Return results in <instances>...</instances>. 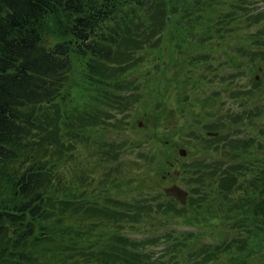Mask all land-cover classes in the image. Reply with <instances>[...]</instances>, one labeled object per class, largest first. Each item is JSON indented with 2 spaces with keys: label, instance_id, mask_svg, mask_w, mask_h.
Wrapping results in <instances>:
<instances>
[{
  "label": "rangeland",
  "instance_id": "obj_1",
  "mask_svg": "<svg viewBox=\"0 0 264 264\" xmlns=\"http://www.w3.org/2000/svg\"><path fill=\"white\" fill-rule=\"evenodd\" d=\"M202 27H198L201 32L206 29ZM261 27L264 22L250 26L245 21L237 22L231 25L234 32L225 37L226 43L218 47L215 39L207 42V47L201 45L205 35L199 33L192 44L180 39L164 49L173 37L172 26L159 51H137L133 55L135 62L140 58L143 61L111 75L113 82L92 80L91 91H83L79 99L81 89L76 87V119L81 120L96 108L107 113L101 112L99 125L93 130L89 127L79 133L86 134L89 143L63 139L64 149L56 157L60 159L55 169V181L61 186L58 197L65 196V189L70 187L73 197L83 193L90 196L93 192L96 208L125 215L117 222L99 218L100 213L85 204L73 206L75 213L52 205L59 213L48 212L55 218L48 216L47 224L68 227L60 216L64 213L75 220L78 249L86 244L99 245L100 240L109 241L112 234L132 239V248L127 251L129 261L123 257L115 264H230L232 256L237 259L243 250L230 255L231 252L224 253L223 247L235 240H243L239 242L241 246L251 244L246 233L252 229L237 228L239 224L230 229L226 216L231 215V207L236 213L246 207L248 201L242 200L244 184L246 180L251 182L252 171L258 168L264 153L253 152L259 144L264 147V84L256 87L263 69L258 73V66L251 62V52L247 51L254 45L251 36ZM179 45L183 47L176 51ZM163 50L165 55L160 59ZM237 63L241 67H236ZM133 81L135 101L124 111L111 109L115 84ZM239 142L250 147H229ZM181 149L187 151L186 156L180 155ZM29 151L22 152V159L27 158ZM223 152L235 159L226 160ZM46 158L51 159L50 153ZM28 164L14 163L9 167L20 171ZM238 165H244L240 173L234 172L238 182L228 188L222 181L226 177L222 176ZM177 171L179 174L175 175ZM77 178L81 184L76 183ZM8 180L6 175L0 177L1 183ZM172 186L188 192L185 205L166 196L165 189ZM188 233L193 237L185 242ZM218 246L222 249H215ZM260 249L264 251L263 247L255 248L245 264H262ZM135 252L139 254L132 256ZM91 257L87 264H102ZM73 261L77 263L78 258L73 257Z\"/></svg>",
  "mask_w": 264,
  "mask_h": 264
},
{
  "label": "trees",
  "instance_id": "obj_2",
  "mask_svg": "<svg viewBox=\"0 0 264 264\" xmlns=\"http://www.w3.org/2000/svg\"><path fill=\"white\" fill-rule=\"evenodd\" d=\"M242 21L247 26L263 23L264 0H0V177L6 175L9 179L0 181V264H87L91 256L102 264H115L123 257L129 261L127 251L134 241L126 236L112 234L109 241L100 240L99 245L86 244L78 249L75 220L64 213L60 216L68 227L47 224L48 216L55 218L49 214L51 211L59 213L52 205L65 208L63 212L75 213L73 206L85 204L100 213L99 218H113L117 222L125 215L96 208L98 202L94 201L97 198L92 196L93 192L90 196L83 193L73 197L70 187L65 189V196L58 197L61 186L55 181V169L60 159L56 157L64 149L63 139L89 143L86 134L79 133L97 127L103 111L96 108L81 120L76 119L79 109L75 88L81 89L79 99L83 91H91L92 80L113 82L111 75L143 61L140 58L135 62L133 55L137 51L145 48L159 51L172 26L173 37L164 49L180 39L184 42L190 39L192 44L199 33L205 35L201 45L215 39L218 47L234 32L231 25ZM202 25L206 29L201 32L198 27L203 28ZM251 38L254 45L247 50L251 52V62L258 66V73L263 69L258 87L264 84V27ZM182 47L179 45L175 50ZM162 55L164 50L160 59ZM235 65L241 67L239 63ZM133 85L134 81L113 84L115 100H110L111 109L124 111L135 101ZM239 143L229 147L233 150L250 147L248 143ZM109 146L117 149L116 145ZM257 146L254 153L264 151L261 144ZM25 150L31 151L22 159ZM48 153L51 159L46 158ZM261 157L258 168L252 171L251 182L246 180L244 184L242 200L248 201L246 207L240 213L231 207V215L226 216L230 229L237 224V228L252 229L246 234L253 244L241 246L239 242L243 240H235L223 247L224 253L231 252L230 255L243 250L237 259L232 256L230 264H245L255 248H264V153ZM25 160L29 164L23 170L9 167L27 163ZM241 166L244 165L224 172L222 177L226 178L222 181L228 188L238 182L234 172L240 173ZM77 180L81 184V179ZM228 188L222 189L228 192ZM189 237L193 234L188 233L184 241ZM137 247L142 248L139 244ZM258 252L264 260V251ZM75 256L77 263L73 261ZM110 258L116 262L112 263ZM157 264L167 263L157 261Z\"/></svg>",
  "mask_w": 264,
  "mask_h": 264
},
{
  "label": "water",
  "instance_id": "obj_3",
  "mask_svg": "<svg viewBox=\"0 0 264 264\" xmlns=\"http://www.w3.org/2000/svg\"><path fill=\"white\" fill-rule=\"evenodd\" d=\"M180 154L182 156H186V151L181 150ZM224 155L229 157V154L227 152H225ZM178 174H179V172L177 171L175 173V175H178ZM165 193L168 197L176 198V200L183 205H185L187 203L188 193L179 186H172L170 188H166Z\"/></svg>",
  "mask_w": 264,
  "mask_h": 264
}]
</instances>
